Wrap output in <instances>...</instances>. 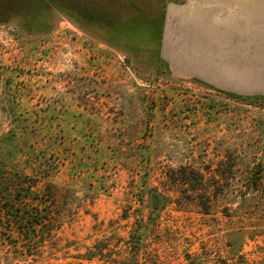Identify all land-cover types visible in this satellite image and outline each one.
Returning a JSON list of instances; mask_svg holds the SVG:
<instances>
[{
    "label": "rangeland",
    "instance_id": "rangeland-1",
    "mask_svg": "<svg viewBox=\"0 0 264 264\" xmlns=\"http://www.w3.org/2000/svg\"><path fill=\"white\" fill-rule=\"evenodd\" d=\"M232 1L0 0L6 183L55 204L0 264H264V11Z\"/></svg>",
    "mask_w": 264,
    "mask_h": 264
},
{
    "label": "trees",
    "instance_id": "trees-1",
    "mask_svg": "<svg viewBox=\"0 0 264 264\" xmlns=\"http://www.w3.org/2000/svg\"><path fill=\"white\" fill-rule=\"evenodd\" d=\"M9 134L12 135L11 140L17 139L16 134ZM9 134L0 136V189L2 194L5 190L9 192V196H0V230L15 234L22 243H42L46 236H52L55 231L50 228L54 223L55 204L53 199H46L45 203L42 201L50 191H45L37 181H23V176L19 175L11 177L12 180L6 183L5 174L9 167L1 146ZM251 184L249 188L260 192V183Z\"/></svg>",
    "mask_w": 264,
    "mask_h": 264
},
{
    "label": "crops",
    "instance_id": "crops-1",
    "mask_svg": "<svg viewBox=\"0 0 264 264\" xmlns=\"http://www.w3.org/2000/svg\"><path fill=\"white\" fill-rule=\"evenodd\" d=\"M232 1V0H231ZM231 3H234L233 1ZM236 3H238L241 6H248V5H255L258 7H262L261 9H259L258 12H263L264 11V0H254L253 2H250L249 0H238ZM244 11V9H243ZM246 12H249L248 9H246Z\"/></svg>",
    "mask_w": 264,
    "mask_h": 264
}]
</instances>
